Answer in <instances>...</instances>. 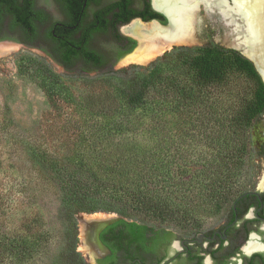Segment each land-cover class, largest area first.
<instances>
[{"label": "trees", "instance_id": "16d2710c", "mask_svg": "<svg viewBox=\"0 0 264 264\" xmlns=\"http://www.w3.org/2000/svg\"><path fill=\"white\" fill-rule=\"evenodd\" d=\"M12 5L15 7L17 2H12ZM107 9L114 13L116 23L119 22L116 17L123 22L136 15L146 17L142 11L133 12L129 2H115ZM25 15L26 13L19 11V20L21 19L25 28L34 29V22L23 17ZM151 16L166 21L160 12H153ZM111 23H105L104 28L108 29ZM134 44L135 42L131 48ZM74 45H79V42L71 39L68 47L57 45L65 62L73 59ZM51 56L58 57L54 54ZM85 56L96 67L75 70L76 73L101 72L106 76L119 78L121 90L126 97L122 115L119 118L104 116V125L90 123L88 137L82 131L78 132V147L75 151L70 150L72 153L69 155L58 156L57 153L35 146L29 150L32 161L44 178L59 190L65 214L71 219V228L77 226L75 215L78 212L102 210L104 206L101 204L106 206L104 210H136L171 216L173 219L183 214L192 215L180 203L171 208L168 202L172 190L178 197L184 191L181 185L184 181L180 178L188 168L182 167L180 163L175 166L173 160L177 162L176 158L181 162L191 160L193 164L202 162V167L190 173V176L197 177L191 182L194 186L199 182L203 184L199 192L209 191L213 198L218 196L216 201H219V208L250 182L258 164L256 160L262 153L245 146L244 134L264 114V81L253 62L240 51L215 42L174 47L167 54L168 64L174 69L192 73L195 80L189 83L166 81L163 76L155 75L161 60L152 61L148 66L133 64L121 69H104L101 66L102 55L87 49ZM230 65L248 74L256 84L253 101L236 112L232 99L234 86L229 79ZM65 70L74 72L68 68ZM140 71L147 75H141ZM47 72L51 78L57 77L52 71ZM150 87L153 88L155 97H148ZM57 93L50 89L53 105V98ZM75 103L79 108L78 102ZM95 109L101 110L103 106H96ZM112 109L117 107L111 103L104 105V111ZM139 109L146 113L155 130L164 132L171 127L167 116L178 115L182 121L179 125L182 131L193 130L203 135L202 143L206 146L204 153L200 152L194 157L192 153L180 148L173 152L170 143L160 144L158 147L141 146L135 138L129 137L130 132L142 130L147 123L136 117L135 112ZM110 112L113 114L114 111ZM8 125L14 126V120L10 117L6 122L0 121V140L11 135L7 131ZM236 132L239 135L237 142L241 146L233 152L230 149ZM116 135H119L117 140ZM171 173L180 176L178 181L170 183ZM11 209L10 197L0 186V264H23L45 253L51 234L44 230L45 224L41 216L24 220L20 227L12 226ZM139 221L144 227L150 225ZM77 263L86 264L84 258Z\"/></svg>", "mask_w": 264, "mask_h": 264}, {"label": "rangeland", "instance_id": "374dc122", "mask_svg": "<svg viewBox=\"0 0 264 264\" xmlns=\"http://www.w3.org/2000/svg\"><path fill=\"white\" fill-rule=\"evenodd\" d=\"M50 8L54 12L52 4ZM212 20L202 10L200 23L197 27V42L193 45L177 46H195L215 42L233 48L232 39L236 33L231 30L227 31L223 25H218ZM106 44L107 42H104V47ZM173 48L155 59L161 60L155 75L163 76L166 81L193 82L195 77L192 73L174 69L168 64L167 54ZM150 63H132L130 65L148 66ZM228 69L229 79L234 86L232 99L234 112H236L243 105L253 101L256 84L252 77L241 70H236L233 65H230ZM48 70L55 73L57 77L51 78ZM74 72H67L38 48L25 45H20L13 52L0 56V121L6 122L9 117L14 120V126L8 125L7 129L11 135L0 140V186L11 200L12 209L10 211L13 221L11 225L20 227L19 225L24 220L41 216L45 224L44 230L51 234L50 244L45 253L27 260L23 264H78L77 262L81 258H84L86 264H90L88 253L80 249V246L85 244L84 229L80 219L83 213L96 217L115 213L145 221L152 226L172 224L183 228L209 223L220 209L219 201H216L219 197L213 198L209 195V191L199 192L200 186L203 184L199 182L194 186L191 181L197 177L190 176V173L196 168L202 167V162L193 164L191 160L181 162L176 158L177 162L173 160L175 166L180 163L182 167L186 166L188 169L183 172L180 178L184 181L181 183L184 189L182 196H176L172 190L169 193L168 202L171 208L174 204L180 203L192 215L183 214L177 219H173L171 216L164 217L158 213H145L136 210H104L106 206L101 204L104 206L102 210L78 212L75 215L77 226L71 228V219L65 214L59 190L44 178L37 165L32 161L29 150L35 146L48 152L57 153L58 156L69 155L72 150L75 151L78 147L77 133L82 131L88 137L90 123L104 125V116L119 118L122 115L126 98L121 90L118 77L106 76L101 72H90L89 74ZM140 74L147 75L146 72L141 71ZM50 89L58 92L53 98L55 105L51 101ZM149 91L148 97L152 95L155 97L152 87ZM75 102H78L79 108ZM109 103L116 106L117 109L104 111V105ZM96 106H103V109H95ZM110 111H114L113 114ZM135 114L136 117L147 122L143 125L144 129L129 133V137L135 138L141 146L158 147L160 144L170 143L173 152L176 148H180L192 153L194 157L200 152L204 153L206 146L202 143L203 135L193 130L182 131L179 128L182 121L178 115L167 116L171 127L164 132L154 129V124L149 122L144 111L139 109ZM245 132V146L264 154V114ZM233 136L235 139L230 150L236 152L241 144L237 142L238 133H234ZM115 138L119 139V135H116ZM171 162L172 160H170ZM179 177L178 174L171 173L169 180L172 181L170 183L178 181ZM198 193L200 196H195ZM184 197L185 199H182ZM200 199L202 200L199 201ZM183 200L186 202L183 203Z\"/></svg>", "mask_w": 264, "mask_h": 264}, {"label": "flooded vegetation", "instance_id": "af4514ba", "mask_svg": "<svg viewBox=\"0 0 264 264\" xmlns=\"http://www.w3.org/2000/svg\"><path fill=\"white\" fill-rule=\"evenodd\" d=\"M12 2L17 5L14 7ZM115 2H129L133 12L142 11L146 17L136 15L127 22L116 17L119 21L116 23L114 13L107 9ZM153 2L0 0V40L38 48L64 69L96 67L87 60V49L102 55L104 69H116L117 62L138 43L124 30L126 26L138 19L144 23L152 19L168 22ZM19 11L34 22V29L24 27L18 18ZM152 11L163 14L166 21L152 17ZM108 22L112 23L105 29ZM69 39L79 45H74L73 59L65 62L56 47H68ZM261 160L264 154L256 160L258 164L250 182L236 191L209 223L183 228L172 224L144 227L138 219L119 215L103 227L87 226L84 245L90 264L92 259L95 264H264V161Z\"/></svg>", "mask_w": 264, "mask_h": 264}, {"label": "bare ground", "instance_id": "6f19581e", "mask_svg": "<svg viewBox=\"0 0 264 264\" xmlns=\"http://www.w3.org/2000/svg\"><path fill=\"white\" fill-rule=\"evenodd\" d=\"M154 5L169 15L171 23L161 27L155 22L134 20L126 26L124 30L139 43V47L126 60L128 63L148 64L174 46L195 44L202 10L212 21L236 35L241 33L238 18H243L248 27V40L252 43L258 30L264 34V0H154ZM236 35L232 45L243 51ZM17 47L0 43V56L13 52ZM244 52L250 55L248 51ZM80 249L87 251L88 248L81 245Z\"/></svg>", "mask_w": 264, "mask_h": 264}, {"label": "water", "instance_id": "95a60500", "mask_svg": "<svg viewBox=\"0 0 264 264\" xmlns=\"http://www.w3.org/2000/svg\"><path fill=\"white\" fill-rule=\"evenodd\" d=\"M153 6L158 11L162 12L167 17L168 22L165 24V23L160 22L157 19H152V20H150L148 22H155V23L159 24L161 27H167L168 25H170L171 19H170L169 15L164 10H161V9L157 8L154 5V2H153ZM138 20L143 21L142 19H138ZM238 20H239V24H240V28H241L240 29L241 33L239 35H236V38L239 39V42H241V46H242V48H244V50L242 51V50H240L238 48H235V47H233V48H235L238 51H240L245 57H247L248 59H250L253 62L255 68L257 69V71L259 72V74L261 75V77H262V79L264 81V34L261 33V31L258 30V32L256 33L257 35H255L254 42L253 43L250 42L248 40V37H249V32H248V29H247L248 27L245 24L244 19L243 18H238ZM0 43H10V44H14L16 46L24 45V44H21L19 42H16V41H13V40H7V39L6 40H0ZM138 44L139 43H137V45L135 46V48L132 51H130L127 54H125L117 62L116 66H115L116 69L124 67L126 65L132 64V62L128 63V62H126V60L137 49ZM244 51H248L250 53V55L246 54ZM118 217H119V215H117L115 213L114 214H109V215L106 214L104 216H99V217L88 216V215H85L83 213V214H81L80 219H81V222L83 224V229H84V232H85L86 227L91 225V224H94L96 227H103L104 225H106L108 223H111L112 221H114ZM92 264H95L94 259H92Z\"/></svg>", "mask_w": 264, "mask_h": 264}]
</instances>
